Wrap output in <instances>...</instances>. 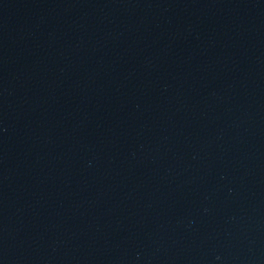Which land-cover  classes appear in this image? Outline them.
Masks as SVG:
<instances>
[{"label":"water","instance_id":"water-1","mask_svg":"<svg viewBox=\"0 0 264 264\" xmlns=\"http://www.w3.org/2000/svg\"><path fill=\"white\" fill-rule=\"evenodd\" d=\"M0 264H264V0H0Z\"/></svg>","mask_w":264,"mask_h":264}]
</instances>
